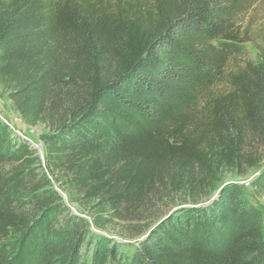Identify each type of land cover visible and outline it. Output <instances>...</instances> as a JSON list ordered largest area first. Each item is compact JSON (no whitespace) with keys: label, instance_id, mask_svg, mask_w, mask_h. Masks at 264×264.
<instances>
[{"label":"trees","instance_id":"16d2710c","mask_svg":"<svg viewBox=\"0 0 264 264\" xmlns=\"http://www.w3.org/2000/svg\"><path fill=\"white\" fill-rule=\"evenodd\" d=\"M0 93V264H264V0H0Z\"/></svg>","mask_w":264,"mask_h":264},{"label":"rangeland","instance_id":"374dc122","mask_svg":"<svg viewBox=\"0 0 264 264\" xmlns=\"http://www.w3.org/2000/svg\"><path fill=\"white\" fill-rule=\"evenodd\" d=\"M242 51H243V58L245 57L253 61L259 60V52L252 44L248 43L244 45ZM0 117L6 122H8L17 133H20L25 138H27L32 143V145L38 150V153L41 155V157L42 158L44 157L45 146L42 139V134L45 132V128L41 125L32 127L26 124L25 122H23L19 114L13 109L11 102L8 100L7 96L1 93H0ZM262 168H264V162L262 163L260 168H255L250 170L249 174L246 176H239L231 172H225L222 176L219 186L221 187L223 184L227 182H236L241 184L244 187L247 198L252 203H254L259 209H261L264 215V197L258 198L254 196L253 191L250 187V182L260 173V170ZM214 195L212 196V198L214 197ZM166 207L167 204L165 206L164 204L160 203L158 206H156V209H159L158 211L161 210L164 211L167 209ZM72 208L75 212H78L77 210H79L75 205H73ZM148 223L149 222L147 221L146 222L117 221V224L114 226L115 228L113 227L111 228L110 231H106V232L104 231L102 233L108 235L109 237H111L112 239L118 242L130 241L131 243H135L146 236L148 226L150 227V225L153 224L154 222L150 224ZM18 238L19 237H12L10 242L15 243L19 241ZM8 250L11 251V247ZM30 255L31 254H29L25 258L24 257L22 258L12 253L9 257L10 258L9 261L5 264H37V261H35L34 263V261L32 260L30 261L27 260V257H30Z\"/></svg>","mask_w":264,"mask_h":264},{"label":"water","instance_id":"95a60500","mask_svg":"<svg viewBox=\"0 0 264 264\" xmlns=\"http://www.w3.org/2000/svg\"><path fill=\"white\" fill-rule=\"evenodd\" d=\"M223 186H224V184L218 189V191L215 193V195L212 199L216 198L219 195V192L222 190Z\"/></svg>","mask_w":264,"mask_h":264},{"label":"built area","instance_id":"2783aa9c","mask_svg":"<svg viewBox=\"0 0 264 264\" xmlns=\"http://www.w3.org/2000/svg\"><path fill=\"white\" fill-rule=\"evenodd\" d=\"M20 134V133H19Z\"/></svg>","mask_w":264,"mask_h":264}]
</instances>
